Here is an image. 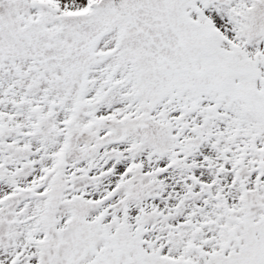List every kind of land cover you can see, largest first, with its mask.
I'll list each match as a JSON object with an SVG mask.
<instances>
[{
    "label": "snow or ice",
    "instance_id": "1",
    "mask_svg": "<svg viewBox=\"0 0 264 264\" xmlns=\"http://www.w3.org/2000/svg\"><path fill=\"white\" fill-rule=\"evenodd\" d=\"M0 264H264V0H0Z\"/></svg>",
    "mask_w": 264,
    "mask_h": 264
}]
</instances>
